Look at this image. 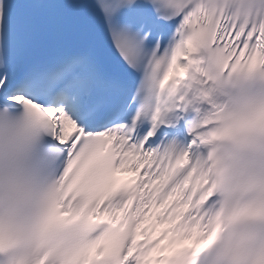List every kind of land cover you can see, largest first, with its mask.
I'll return each instance as SVG.
<instances>
[{"label": "snow or ice", "instance_id": "snow-or-ice-1", "mask_svg": "<svg viewBox=\"0 0 264 264\" xmlns=\"http://www.w3.org/2000/svg\"><path fill=\"white\" fill-rule=\"evenodd\" d=\"M0 264H264V0H0Z\"/></svg>", "mask_w": 264, "mask_h": 264}]
</instances>
